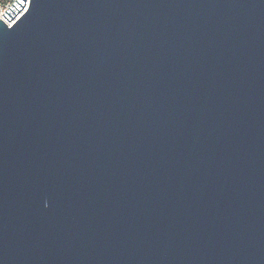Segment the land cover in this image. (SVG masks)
Returning <instances> with one entry per match:
<instances>
[{
  "label": "water",
  "instance_id": "water-1",
  "mask_svg": "<svg viewBox=\"0 0 264 264\" xmlns=\"http://www.w3.org/2000/svg\"><path fill=\"white\" fill-rule=\"evenodd\" d=\"M0 264H264V0L0 18Z\"/></svg>",
  "mask_w": 264,
  "mask_h": 264
},
{
  "label": "built area",
  "instance_id": "built-area-1",
  "mask_svg": "<svg viewBox=\"0 0 264 264\" xmlns=\"http://www.w3.org/2000/svg\"><path fill=\"white\" fill-rule=\"evenodd\" d=\"M15 0H0V18L8 25H11L16 18H18L28 7L29 0H26L24 7L10 20V22L2 15V13L14 2Z\"/></svg>",
  "mask_w": 264,
  "mask_h": 264
}]
</instances>
